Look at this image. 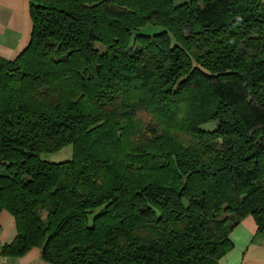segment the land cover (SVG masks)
Returning <instances> with one entry per match:
<instances>
[{
    "label": "trees",
    "instance_id": "1",
    "mask_svg": "<svg viewBox=\"0 0 264 264\" xmlns=\"http://www.w3.org/2000/svg\"><path fill=\"white\" fill-rule=\"evenodd\" d=\"M175 1L28 0L0 58L1 257L216 264L243 218L264 230V0Z\"/></svg>",
    "mask_w": 264,
    "mask_h": 264
},
{
    "label": "crops",
    "instance_id": "2",
    "mask_svg": "<svg viewBox=\"0 0 264 264\" xmlns=\"http://www.w3.org/2000/svg\"><path fill=\"white\" fill-rule=\"evenodd\" d=\"M32 30L28 0H0V58L15 59L27 46ZM15 236L13 217L0 212V248ZM231 249L216 264H264V230L258 232L251 216L243 218L230 232ZM0 264H49L40 259L38 248L25 255L0 256Z\"/></svg>",
    "mask_w": 264,
    "mask_h": 264
},
{
    "label": "rangeland",
    "instance_id": "3",
    "mask_svg": "<svg viewBox=\"0 0 264 264\" xmlns=\"http://www.w3.org/2000/svg\"><path fill=\"white\" fill-rule=\"evenodd\" d=\"M185 0H176L175 3L179 4ZM162 31V28L159 27H151L149 25L142 28V32L145 34L157 33ZM214 123H210L207 125L202 126L203 129H212L214 128ZM72 158V146H66L58 152L51 153V154H42L41 159L46 162L50 163H59L63 161L70 160Z\"/></svg>",
    "mask_w": 264,
    "mask_h": 264
}]
</instances>
